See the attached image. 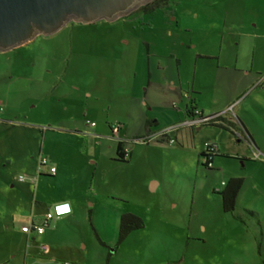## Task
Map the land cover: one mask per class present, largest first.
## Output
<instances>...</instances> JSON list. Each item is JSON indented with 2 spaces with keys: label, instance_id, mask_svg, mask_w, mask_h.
Returning <instances> with one entry per match:
<instances>
[{
  "label": "rangeland",
  "instance_id": "374dc122",
  "mask_svg": "<svg viewBox=\"0 0 264 264\" xmlns=\"http://www.w3.org/2000/svg\"><path fill=\"white\" fill-rule=\"evenodd\" d=\"M223 1L170 0L163 9L140 13L135 20L70 21L54 34L0 51V99L32 95L39 105L9 110V116L2 104L1 119L13 122L0 123V264H64L66 259L69 264H98L93 249L84 259L63 251V242L72 238L109 242L111 246L103 249L111 254L109 264H264L262 117L253 127L252 139L237 125L238 139L224 142L211 169L203 165L199 149H205L203 143L214 128L204 125L201 132H194V142L190 136L182 141L174 131V144L160 139L168 128L169 111L176 112L173 103L178 108L181 102L168 100L172 92L168 85L156 83L161 72L153 63L172 65L178 58L182 92H189L195 54L201 50L220 54ZM193 12L199 13L197 19ZM182 13L178 31L172 18ZM187 28H193L192 34L185 32ZM169 51L174 52L172 57ZM238 53V70L230 75L233 81L241 76L240 70L248 69L249 52L241 47ZM148 58L154 73L150 82ZM28 61L36 66L28 67ZM197 62L207 102L211 94L229 89L241 93L238 100L243 106L258 93L244 82L235 87L213 61ZM55 76L58 84L64 80L58 89L43 84L45 77ZM73 83L84 87L74 90ZM59 96L62 105L57 112L41 109ZM159 98L160 107L151 108L150 101ZM146 115L160 120L154 135L148 142L128 141L132 158L119 161L117 142L143 133ZM40 156L57 168L56 176L49 173V166L38 175ZM20 176L26 179L21 181ZM233 177L243 178V184L235 210L225 212L218 191ZM62 199H72L76 211L50 220L45 234L34 233L36 240H30L22 225L31 217L42 220ZM124 214L140 218L143 226L116 245L119 217ZM40 245L50 253L38 250Z\"/></svg>",
  "mask_w": 264,
  "mask_h": 264
},
{
  "label": "crops",
  "instance_id": "0c3cea01",
  "mask_svg": "<svg viewBox=\"0 0 264 264\" xmlns=\"http://www.w3.org/2000/svg\"><path fill=\"white\" fill-rule=\"evenodd\" d=\"M222 5L224 6L225 9L223 12V19H222V29H221L222 37L220 39V48H219L220 54L219 53L218 54L209 53V52L202 53L201 52L202 50L195 54V57H196L195 67L192 73L194 75L191 77L190 80H187V82L188 81L190 82V84L188 85L189 92L187 91L182 92V86H181L182 78H181V73L179 71L178 58H176V63L172 65H170L169 63L162 64L160 61H156L153 63L154 64L153 67L156 69V71L158 73L161 72L160 75L158 74L155 77L157 81L156 83L168 85L167 86L168 92L169 93L172 92V94L168 96V100L172 102H176L175 100H180L181 102V106H179L178 108L176 106V103H173L175 104V107L173 106V108L176 109V112L173 113L169 109L170 110L168 114L169 119H166V122H168L167 127L168 128L177 127L176 129L171 130L169 134V138L173 139V137H175V140H177L176 135L171 137L172 136L171 133L172 131H174V132H177L178 134L180 133L182 141H187V138H189L190 136L191 141L194 142V132L199 133L202 131L204 125H208L211 128H214L215 129L214 131L216 132H213L210 134L209 137H206L207 139H205L203 145L205 147V143H209L210 145L216 147L217 150H219L220 152L219 154H222L221 149L224 150L225 148L224 142H227V141L230 142L231 139H236L238 137L237 125L233 121L235 120L234 119L235 117H238L241 120L245 130L247 131V134L249 135V137H251V139L253 136V127H255V125L261 121L260 120L261 117L264 122V0H225L223 1ZM181 15H184V14L182 13V14L174 15V17L172 18V21H175L178 27V31H182V29L180 28V22L182 21L181 20L182 17H180L179 19V16ZM138 16H139V13H136L133 16H128V18H133L135 20L136 18H138ZM198 16H199L198 12L192 13V18L197 19ZM185 32H190L192 34L193 28H187L185 29ZM168 35L169 36L171 35L170 30L168 31ZM179 40H180L179 38L176 40L177 43H179ZM139 41L145 43L148 46V49H150L149 43H147L143 39L142 36H139ZM181 44L186 45L185 42ZM187 46L190 47L191 45L188 43ZM241 47L242 49H244L245 52L246 51L249 52V63L247 67L248 69L240 70L241 76L240 75L236 76L235 80L233 81V79L230 78L231 77L230 75H232L233 73L232 71L238 70L236 69V66L239 60V56H240L238 52L241 51ZM10 50H7V51H10ZM226 51H231L233 53L231 54V56L230 55L228 56L225 54ZM2 52H5V51H2ZM173 54L174 52L169 51V56L172 57ZM198 59H202V60L209 59L213 61L214 68L216 70L222 73L226 72L229 74L228 78L230 82L235 83V87H236V84L244 82V83H247V86L253 87V89L255 90L258 89V93L255 96H252L250 100H248L246 104L243 106H240L242 104H241V101L238 100V98L241 96V93L239 92L231 93L230 92L231 90L229 89L227 90L228 93L211 94V97L209 98L207 102L202 97L203 91L201 90V88L202 87L205 88L206 85L204 86L205 82H203L202 80L203 78L202 76L203 73L201 72L202 67H200L199 69L198 64H197ZM27 63H28L27 64L28 67L34 68L36 66V63L34 61H28ZM73 66L79 68V63L75 62ZM45 72L49 73L51 72V70L46 68ZM147 75H148V79L150 82L151 79L154 78V73L151 68L150 58H148V61H147ZM197 75H199V79L196 78ZM53 78L48 80V78L45 77L43 79L44 81L43 84L45 86L50 85L51 89H54V88L58 89V86L60 84L62 85L64 80L62 79L60 81V84H58L59 77L55 76ZM83 87H84L83 83L79 87L78 85H74V83L72 85V89L74 90H79ZM34 97L32 95L28 97H24V98L17 97L13 99H8L6 97V98L0 99V102L4 104V112L10 116L9 112H18L19 110L37 108L39 106L37 103H35V100L37 97L36 96ZM162 99L163 98H159V100L155 99V100L150 101L152 105L151 108L154 106L160 107L159 102L161 100V103H162ZM53 101L50 100V104L48 105L43 104L41 109L43 111L46 110L48 112H57L60 109V106L62 105L61 104L62 97L59 96L57 97V99H54ZM148 104H149L148 101H146L145 105L147 106ZM232 105H234L233 110L231 112L224 113V111H226ZM191 106H195L196 110L204 117L215 116L218 114H220V117L218 118V120L213 119L207 123H201L193 127L181 126L185 122V120H187L188 118H191V116L188 113V110L191 108ZM239 106H240V109L238 111L239 113L238 114L236 113V109L238 110L237 107ZM3 113L2 112L0 113V123L13 122L11 120L4 121L3 119H1V115ZM175 120H178V121H175ZM147 121L151 122L149 129H150V132L152 133L151 135H154L153 127L160 124V120L153 119L150 116L146 115L144 117V122H143V128H144L143 133L134 135L131 138L146 135V122ZM94 127H96V124L94 125ZM160 139L167 141V139H163V138H160ZM175 140L172 144L176 142ZM201 151H203L202 148L199 149V155ZM131 158H132V150H131L130 159ZM214 159H213V163H214ZM46 166L47 167L49 166V168L54 167L56 170L55 176L57 175V171H58L57 168L51 162L49 163L48 160H47V164L44 167ZM38 167H39V161H38ZM38 167H37V173L38 175H41V173H39L38 171ZM34 171L35 170H33V172ZM32 178L34 177L32 176ZM25 179L26 178L24 177L23 180ZM62 200L63 201H61V203L54 205V207L67 204V206L70 209V212L60 217H54L53 219H60L61 217H65V216L70 217V215H72L73 212L76 211V205L72 203V199L71 200L62 199ZM53 209H48L46 213L52 212ZM88 213H89V217H91L92 216L91 209H88ZM121 216L119 217V225H120ZM30 220H33L34 222L39 223L43 219L38 221L31 217ZM49 226H50V221L47 227ZM45 232H46V229L44 230L42 234H37L35 231H32L30 233H25V232L23 233L27 234L28 237H30L29 239L34 241L36 240V238H34L33 236L34 233H36L37 235H43L45 234ZM123 241L119 242L118 238H116V245L122 243ZM41 246L43 245H40L38 247V250L45 252V253H50V249L48 250V247H46L47 250L44 251L41 248ZM110 246H111L110 243L104 240L103 238H97L95 244L92 241H89L88 238H72L69 241L63 242L62 250L64 251L67 249V252H69V254H71L72 256H76L77 258L78 257L80 258L82 256L81 259H84V256H86L85 253L88 252L89 249H93L95 252L94 257L97 259L98 264H109L111 254L105 252L103 249L109 248ZM76 250L82 253L76 255L75 254ZM88 255L91 256V254H88ZM72 256H69V257H72ZM67 263L69 264L68 260L66 259L64 261V264H67ZM58 264H62V263H58Z\"/></svg>",
  "mask_w": 264,
  "mask_h": 264
},
{
  "label": "water",
  "instance_id": "95a60500",
  "mask_svg": "<svg viewBox=\"0 0 264 264\" xmlns=\"http://www.w3.org/2000/svg\"><path fill=\"white\" fill-rule=\"evenodd\" d=\"M151 0H0V51L51 35L70 21L93 23L126 17Z\"/></svg>",
  "mask_w": 264,
  "mask_h": 264
},
{
  "label": "trees",
  "instance_id": "16d2710c",
  "mask_svg": "<svg viewBox=\"0 0 264 264\" xmlns=\"http://www.w3.org/2000/svg\"><path fill=\"white\" fill-rule=\"evenodd\" d=\"M152 3V2H151ZM147 7V6H146ZM155 7V6H154ZM154 7H152V4H150L148 6V8H146V11H152L154 9ZM134 13L130 14L129 16H133ZM128 17V16H127ZM195 111L196 107L195 106H191V108L188 110V113L191 117L195 116ZM200 115V113H199ZM150 121L146 122V135L144 136H140V137H133L130 140H119L117 142V147H116V154H117V159L119 161H123L126 162L130 159L131 157V149L127 146V144L129 142H131V140H136V139H141L143 142H148L150 140L151 137V132H150ZM167 139V138H166ZM168 139H169V135H168ZM167 139V141H168ZM129 141V142H128ZM125 149H128V157L125 158L124 154H125ZM219 150L216 151V155L214 157H217L219 154ZM200 156L202 158H204V162L203 165L209 169L213 168V166H209L207 161V154L206 151L203 150L200 152ZM243 184V178L240 177H233L230 178L225 184H224V188L220 191H218L221 195V204H222V209L225 212H233L236 208V199L237 196L239 194V191L241 189V186ZM143 226V221L132 215V214H124L121 216L120 219V225H119V231H118V240L119 242L123 241L129 233H131L133 230L138 229L140 227ZM3 264H9L8 262H4Z\"/></svg>",
  "mask_w": 264,
  "mask_h": 264
},
{
  "label": "built area",
  "instance_id": "2783aa9c",
  "mask_svg": "<svg viewBox=\"0 0 264 264\" xmlns=\"http://www.w3.org/2000/svg\"><path fill=\"white\" fill-rule=\"evenodd\" d=\"M173 106H175V104H173ZM233 107L234 105L230 106L226 111H224V113H227V112H231L233 110ZM3 111V105L2 103L0 102V113ZM220 117V114L218 115H215V116H202L201 114L199 115V112L198 111H195V116L191 117V118H188L187 120H185V122L181 125V126H185V127H193V126H196V125H199L201 123H207L209 122L210 120H218V118ZM94 123H92L93 125ZM177 127L175 128H167L166 130L162 131L161 132V138L163 139H168V135L170 134L171 130L172 129H176ZM138 141H142L141 139H136ZM143 142V141H142ZM168 142L169 143H173L174 142V139H171L169 138L168 139ZM128 149H125V154H124V157L127 158L128 157ZM205 151H206V154H207V161L209 162L208 165L209 166H213V159H214V156L216 155V147L210 145L209 143H205ZM47 164V159L44 158V157H40L39 159V167H38V171L39 173H42L44 172L43 171V167ZM55 168L54 167H51L49 168V173L50 174H55ZM19 179L22 181L24 179L23 176H20ZM70 212V209L69 207L67 206V204H63V205H60V206H55L53 211L52 212H48L46 213L45 217L43 218L42 221H40L39 223H36L34 222L33 220H30V223L27 224V225H23L21 227V230L25 233H30L32 231H35L37 234H42L45 230V227L48 226L49 224V221L52 220L54 217H60L62 215H65L67 213ZM41 248L46 251L47 248L46 246H41Z\"/></svg>",
  "mask_w": 264,
  "mask_h": 264
},
{
  "label": "flooded vegetation",
  "instance_id": "af4514ba",
  "mask_svg": "<svg viewBox=\"0 0 264 264\" xmlns=\"http://www.w3.org/2000/svg\"><path fill=\"white\" fill-rule=\"evenodd\" d=\"M152 2V3H151ZM169 2H170V0H151V1H149V2H147V3H145V4H143V5H141L140 7H138L136 10H134L132 13H134V14H136V13H143V12H147L145 9L146 8H148V6L150 5V4H152V7H154V9L153 10H160V9H163L166 5H169ZM147 6V7H146ZM152 10V11H153ZM132 13H130V14H132ZM129 14V15H130ZM128 15V16H129ZM127 17V16H126ZM235 120H233L235 123H236V125H238V126H240V127H242V129L245 131V133L247 132L246 130H245V128H244V126H243V123L241 122V120L238 118V117H235L234 118ZM237 134H238V132H237ZM247 134V133H246ZM239 135H240V133H239Z\"/></svg>",
  "mask_w": 264,
  "mask_h": 264
}]
</instances>
